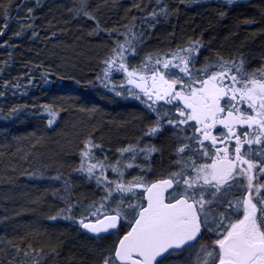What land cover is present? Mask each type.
<instances>
[{"label": "snow or ice", "instance_id": "6c2138e0", "mask_svg": "<svg viewBox=\"0 0 264 264\" xmlns=\"http://www.w3.org/2000/svg\"><path fill=\"white\" fill-rule=\"evenodd\" d=\"M118 2L104 0L94 6L92 0H72L66 11L72 20L92 25L88 36H106L111 41L95 80L88 84H99L114 97L138 101L148 123L135 143L116 149L115 159L107 154L98 157L103 145L88 136L79 146L78 165L70 166L65 174L60 163L56 175L48 177L60 186L46 195L63 205L48 219L68 222L78 235L92 242L80 244L85 256L79 260L71 256L64 264H264V63L250 70L248 58L239 49L227 55L210 51L201 60L211 44L206 45L201 33L183 37L175 46L149 51L138 64H130L149 30L178 15L181 5L189 7L201 0H177L175 6L168 0H133L125 9L127 22L108 27L99 14ZM213 3L219 24L239 0H208L209 5ZM42 4L43 0H35L23 21L17 20L20 27L13 33L15 38L39 41L41 28L48 33L45 41L57 37L52 29L58 24L52 20L45 25L36 23L35 10ZM22 7L18 5L17 11ZM10 10L11 0H0L4 21L0 36L13 19ZM134 11L140 15H130ZM240 23H264V9L259 20L238 21L234 28ZM170 35L175 38V33ZM3 46L16 47L8 41ZM8 66L5 61L4 68ZM25 68L23 76L0 81V97L7 99L8 93L26 96L28 88L37 86L34 72L43 84L51 83L59 66L54 70L29 62ZM116 74L122 77L119 81ZM79 111L95 113L97 109ZM59 112L53 103L4 104L0 120L16 121L31 113L46 116V127L52 128ZM165 133L171 135L160 146L144 143L145 137L160 138ZM3 134L5 138L11 135L7 129ZM29 137L37 143L44 139L35 133ZM166 148H171L172 159L157 170L155 156L162 157ZM38 163L36 171L22 174L43 178L50 165ZM133 171L138 174L132 175ZM73 176L94 183L100 194L92 199L77 196ZM31 236L0 238V264H61L58 257L63 240L37 247Z\"/></svg>", "mask_w": 264, "mask_h": 264}, {"label": "trees", "instance_id": "16d2710c", "mask_svg": "<svg viewBox=\"0 0 264 264\" xmlns=\"http://www.w3.org/2000/svg\"><path fill=\"white\" fill-rule=\"evenodd\" d=\"M103 2L104 0H92L94 6ZM132 2L133 0H119L115 8L104 7L99 18L108 27L126 23L127 20L123 19L125 9L130 8ZM168 3L175 6L177 0H168ZM18 5H23L19 11ZM71 5L72 0H43L42 6L35 10V15L39 17L36 23L45 25L48 20H52L54 25L58 24L52 29L58 35L55 39L45 41L43 38L48 33L41 28V40L35 41L29 40L27 36H13L20 27L17 20L23 21L27 8L34 7L35 0H11L10 16L13 19L9 21L4 35L0 36V69H4L0 71V81L23 76L27 71L25 64L29 62L43 63L45 67L54 70L59 66L55 75L50 78L51 83L43 84L39 81V73L34 72L37 86L28 88L26 96L12 97L8 93L7 99L0 97V106L53 103L60 110L52 128L46 127V116L41 118L31 113L22 115L16 121L0 120V238L14 239L31 233L30 238L37 247L49 241L55 243L63 240L64 247L58 257L61 264L71 256L77 260L85 256L86 252L80 244L92 242L78 235L68 222L48 219L55 214L57 208L63 207L50 195H46L52 188L60 186L59 182L53 183L48 177L56 175L55 169L60 163L64 165L60 170L65 174L71 171L70 166L78 165L79 146L88 136L103 145L104 151L96 153L98 157L107 154L115 159L116 149L135 143L148 123L145 109L138 101L114 97L99 84H88V81L95 80L99 61L106 54L111 41L106 36H88L92 25L72 20L66 11ZM215 7L214 3L209 5L208 0H201L200 4L189 7L181 5L178 15L147 32L142 49L136 58L129 61L130 64H138L149 51L167 48L169 44L175 46L183 37L203 33L206 45L209 41L211 44L210 48L206 47L203 51L201 60L210 51L227 55L239 49L248 58L250 70L259 68L264 63V23H240L238 29L234 25L246 19L259 20L264 0H239L238 6L229 9L227 18L219 24L215 20ZM130 15L139 16L140 13L134 11ZM64 21L71 22L65 24ZM3 23L0 18V26ZM233 32L236 34L233 35ZM172 33H175L174 39L170 35ZM27 35L30 36L31 33ZM4 41L16 47H5ZM9 53L12 54L10 60ZM5 61L9 65L6 69ZM114 78L119 81L122 77L116 74ZM20 82L26 84V80ZM80 108H96L97 111L82 112L79 111ZM4 129L11 133L7 138L3 134ZM31 133L44 139L37 143L36 139L29 137ZM170 135L171 133H165V137L152 139L145 137L144 143L151 142L160 146L161 141ZM13 136L29 138L16 141L12 139ZM170 152L171 148H166L162 157L155 156L153 166L157 170L161 166H168L172 159ZM25 155L29 157L27 161L22 159ZM38 161L50 165L43 178L22 174L36 171L40 167ZM131 174L138 173L133 171ZM73 184L77 196L92 199L100 194L94 183H87L77 176H73Z\"/></svg>", "mask_w": 264, "mask_h": 264}, {"label": "rangeland", "instance_id": "374dc122", "mask_svg": "<svg viewBox=\"0 0 264 264\" xmlns=\"http://www.w3.org/2000/svg\"><path fill=\"white\" fill-rule=\"evenodd\" d=\"M146 143H149V142H146Z\"/></svg>", "mask_w": 264, "mask_h": 264}]
</instances>
